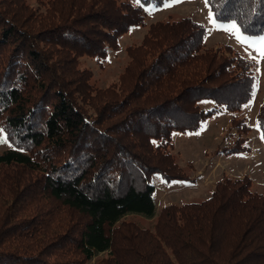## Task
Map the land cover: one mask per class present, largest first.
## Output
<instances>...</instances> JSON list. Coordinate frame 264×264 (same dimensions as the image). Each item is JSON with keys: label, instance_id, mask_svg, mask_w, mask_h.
I'll return each mask as SVG.
<instances>
[{"label": "trees", "instance_id": "16d2710c", "mask_svg": "<svg viewBox=\"0 0 264 264\" xmlns=\"http://www.w3.org/2000/svg\"><path fill=\"white\" fill-rule=\"evenodd\" d=\"M165 1L0 0V124L11 144L0 153V264H264V186L222 174L207 197L157 207L150 181H194L173 132L240 111L254 62L230 45L206 47L205 27L183 15L126 45L106 86L81 65L102 64L145 26L146 5ZM207 4L245 35L264 33V0ZM204 99L213 107L201 108ZM230 123L237 136L220 152H249L250 125ZM258 124L264 132V103Z\"/></svg>", "mask_w": 264, "mask_h": 264}, {"label": "rangeland", "instance_id": "374dc122", "mask_svg": "<svg viewBox=\"0 0 264 264\" xmlns=\"http://www.w3.org/2000/svg\"><path fill=\"white\" fill-rule=\"evenodd\" d=\"M132 1L136 2L137 0ZM145 9L147 12L145 26H132L120 37V49L109 50L107 58L102 64L92 58H81V65L88 66L93 70L92 80L97 85L106 86L116 80L128 59L125 46L139 43L150 23L167 17L177 18L188 15L202 24L206 31L204 38L206 47L223 48L224 45H230L237 55L247 59L257 55L253 48L238 41L233 33L214 27L209 22L211 10L205 0H179V2L167 0L160 6L148 4ZM226 23L228 22L218 21V24ZM226 53L228 54V52ZM257 66L260 68L259 72L256 71ZM252 74L255 78L252 97L240 111L231 112L221 109L203 120L196 130L173 132V147L179 163L182 166L192 163L189 171L194 181H167L160 174H153L150 181L155 186L153 196L157 207L166 203H181L207 197L216 180L222 174L232 177L246 175L251 178L256 188L264 186V140L261 139L260 130L256 125L258 108L264 103V59L260 60L259 65L254 62ZM198 104L203 109H210L214 105L208 99L201 100ZM233 116L243 117L251 127L247 136L244 135L247 137L246 144L250 147V151L226 155L220 152V149L223 145L232 143L237 136L230 123ZM0 139L3 140L0 142L1 153L11 146L1 124ZM126 218L143 227H151L154 222V219L136 214H128ZM95 260L96 257H93L85 264H95Z\"/></svg>", "mask_w": 264, "mask_h": 264}, {"label": "snow or ice", "instance_id": "6c2138e0", "mask_svg": "<svg viewBox=\"0 0 264 264\" xmlns=\"http://www.w3.org/2000/svg\"><path fill=\"white\" fill-rule=\"evenodd\" d=\"M139 3V0H137ZM174 2H179V0H174ZM205 3H208V0H205ZM168 6V5H165ZM209 22L218 28H222L225 31L231 32L235 35L236 39L243 44L248 45L253 48L257 55L251 56V60L254 61L257 65H259L260 60L264 59V35L259 36H249L245 35L241 31V27L237 24L235 20H232L226 24H218V17H214L213 14L209 13ZM256 71L259 72L260 68L257 66ZM247 107V105H245ZM262 126L257 125V128L260 129ZM261 139L264 140V132L261 133ZM0 142H3L0 139Z\"/></svg>", "mask_w": 264, "mask_h": 264}]
</instances>
